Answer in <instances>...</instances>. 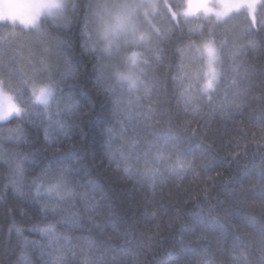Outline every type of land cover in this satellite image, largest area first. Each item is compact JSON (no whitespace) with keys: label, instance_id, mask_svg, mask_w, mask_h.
Segmentation results:
<instances>
[{"label":"clouds","instance_id":"obj_1","mask_svg":"<svg viewBox=\"0 0 264 264\" xmlns=\"http://www.w3.org/2000/svg\"><path fill=\"white\" fill-rule=\"evenodd\" d=\"M0 264H264V0H0Z\"/></svg>","mask_w":264,"mask_h":264}]
</instances>
